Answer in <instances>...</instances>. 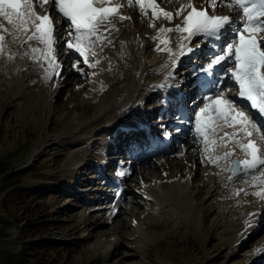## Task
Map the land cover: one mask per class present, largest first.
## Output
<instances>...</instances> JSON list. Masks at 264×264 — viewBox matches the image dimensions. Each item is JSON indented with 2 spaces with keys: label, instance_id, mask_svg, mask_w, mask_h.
I'll return each mask as SVG.
<instances>
[{
  "label": "rangeland",
  "instance_id": "obj_1",
  "mask_svg": "<svg viewBox=\"0 0 264 264\" xmlns=\"http://www.w3.org/2000/svg\"><path fill=\"white\" fill-rule=\"evenodd\" d=\"M160 6L176 11L181 5L160 0ZM42 10L37 7V11ZM122 11L131 19L119 21L117 34L122 31L133 34L136 41L145 43L141 60L150 71L148 79L156 85L160 74L151 66L159 58L154 53L152 38L162 25L175 27L178 18L171 23L159 19L149 27L150 21L138 7L129 8L125 4ZM219 11L231 12L226 7H220ZM54 22L59 29L57 55L64 62L59 82L46 75L43 61L35 69L29 66L31 58L26 45L30 42H19L15 48L18 41L10 38L8 50L18 54L8 60V65L0 63L4 67L0 66V159L8 161L12 174L37 165L35 171L21 177L19 182L13 180L8 184L10 188L24 184L30 192L25 210L17 213V220L11 216L14 213L11 205L7 207L0 202V254L19 255L22 245L44 243L46 250L29 252L33 256H26L31 264L37 263L35 260L41 255L48 259L47 264H251L257 250L264 248V227L248 235L242 241L248 244L241 250L236 239L247 229L250 217L260 216L264 200L255 193L239 195L243 190L239 182L234 186L239 191L227 197L226 184L223 185L220 175L204 168L190 132L179 133L182 128L178 124H183L180 120L175 119L167 128L152 122L156 131L147 138L156 141L158 146L154 150L161 148L159 142L166 132L173 131L177 139L170 150L150 152L153 145L144 144L146 139L136 136L120 142L119 147L112 146L114 141L107 133L112 119L109 107L126 81V69L116 75L110 72L107 52L102 51L101 55L99 48L94 49H98L95 57L89 55L88 63L63 58L60 55L65 50L63 44L71 34L67 26L56 19ZM121 39L117 38L113 49L118 50ZM97 60L100 63L96 64ZM31 69L36 75L31 76ZM180 69L175 72L179 78L174 82L186 78H182ZM94 77L101 79L102 90L91 94L89 85ZM174 88L172 83L168 91ZM153 93L156 91L150 94L137 91L133 100L141 99V112L148 120L158 121L161 117L166 120L167 115L161 114L164 99L160 96L153 99ZM114 148L119 151L113 156L116 163L126 162L123 171L129 170L126 180L120 181L125 194L115 219L114 215L109 216L107 202L100 199L111 198L114 188L110 184L118 183V177L114 178L112 173L114 166L103 169L105 154ZM133 156L138 160H131ZM141 156H149L150 160L142 161ZM71 158L75 160L69 165ZM129 161L132 163L128 164ZM71 169L74 171L70 172ZM174 179H186L180 209L161 208L153 200L142 198L148 189L168 194ZM6 191L0 195L1 200Z\"/></svg>",
  "mask_w": 264,
  "mask_h": 264
},
{
  "label": "snow or ice",
  "instance_id": "obj_2",
  "mask_svg": "<svg viewBox=\"0 0 264 264\" xmlns=\"http://www.w3.org/2000/svg\"><path fill=\"white\" fill-rule=\"evenodd\" d=\"M164 2L180 3L181 6L173 13L162 8L160 0H0V18L5 22L0 23V56L5 55L6 38L26 37L24 43L37 41L43 45L42 49H31V59L40 62L43 57L50 69L54 71L59 68L52 55L59 42V29L49 9H54L62 22L70 23L73 42H68L66 48L83 57L84 63H88L89 55H97L94 50L97 46H101L102 51L103 47L112 44L104 33L115 29L116 18L121 22L131 19L119 11L125 4L129 8L138 7L141 14L150 21L149 27L154 26V22L161 18L171 23L186 12L180 24L174 28L161 26L154 37L159 41L155 50L167 53L173 66L177 65L181 57L192 54L200 46L199 41L188 46L193 37L221 40L231 33V42H225L220 52L213 55L201 71L213 75L217 67H227L230 78L238 85L237 97L245 103L238 104L237 99L226 97L223 89L212 95H205L204 99L208 102L195 112L196 135L197 138L214 135L215 130L210 127L213 121L238 129L232 134L226 133L225 137L238 145L248 159L233 162V173L235 175L238 169H242L245 174L260 171L261 176H254L253 181L256 185L264 186V148L257 144H264V38H257V33H264V0H205L200 9L194 5L193 0ZM37 7L44 9L43 15L38 14ZM220 7L230 9L234 15L215 14ZM209 8L212 9V14L209 13ZM237 19L240 23L234 27ZM173 32L182 34L183 37L176 51L168 46L170 37L163 40L160 38L161 34L166 36ZM160 44L164 47L161 48ZM8 59L13 57L9 55ZM98 63L99 60L96 61ZM96 64L89 66L95 67ZM212 84L216 86L215 82ZM240 133L247 143L235 139ZM225 137H221L220 141L205 140V143L213 147H227ZM205 151H208L207 147ZM231 155L230 151L225 152L223 157H214L210 162L218 164L220 159L226 160ZM117 175L122 176L124 173L118 172ZM255 194L264 200V191ZM257 223L250 218L246 221V228H255ZM257 252H264V249H258Z\"/></svg>",
  "mask_w": 264,
  "mask_h": 264
},
{
  "label": "bare ground",
  "instance_id": "obj_3",
  "mask_svg": "<svg viewBox=\"0 0 264 264\" xmlns=\"http://www.w3.org/2000/svg\"><path fill=\"white\" fill-rule=\"evenodd\" d=\"M183 15H182V17H183ZM114 22H116L115 23V29H112L110 32H105L104 33L108 37V39L112 41V44L107 46V47H103L102 51H105V53L107 52L108 59H109V62H107L108 63L107 67H109L110 72H115L114 74L116 75V74H118L120 72V70H122V68L126 69V76H125V79H124L126 81L123 84L122 88L116 94V97L118 98V100H116L117 102L115 104H113V107H115V106L118 107L119 105H122V104H124L122 106L125 107L126 104L130 101V98L132 97V94H134V92L137 89H139L140 83H141V79L144 78L146 75H148V73H150V71L148 70L147 64H145V62H143V60H141L142 59L141 49L143 47H145V43L141 44L139 41L138 42L135 41L133 34L132 35L126 34V32H123V31L120 34H117V32H118L116 30V29H118L117 25L121 21L119 22V19L117 18V19H115ZM162 26L168 28V26H166V25H162ZM9 29H11V28L9 27ZM9 31H11V30H9ZM119 31H120V29H119ZM156 36H157V33H156V35L154 37H156ZM118 37L119 38L121 37L122 39H121V41H119L117 43V48H118V50H117L116 48L113 49L112 47L115 46L114 44L116 43V40H117ZM154 37L152 38V43L151 44H152V47H154L153 49H156L157 48V44L159 43V41L154 39ZM168 37H170V43H171V44L169 43L168 46L172 49V51H176L178 46H179V44H180V41L178 40L179 39L178 35L175 32H173V33H168L166 36H165V34H161L160 38L163 40V39H167ZM24 38H26V37H21V38H18V39H19V41L23 42ZM15 40H17V39H15ZM185 43H188V42L185 41ZM140 45H142V47H140ZM171 45L174 46V48L171 47ZM160 47L163 48L164 45L160 44ZM39 48L42 49L43 45H41ZM99 48H101V46H99ZM111 50L113 52H110ZM27 51H28V54L30 55L31 51L28 50V48H27ZM154 53L159 58V62L157 64H154L153 66H151V68L155 69L161 75H166L168 73V71H170V70H172L174 68L170 58L168 57L167 53H165V52H160V51L155 50ZM17 54H18V52L14 53L12 51L8 52V50H5V55L0 56V59H1V57H3L2 61L0 60V63L2 62L5 66L8 65L7 64L8 60H9L8 56L11 55L12 57H15ZM60 55L63 58L64 57L68 58V55H70V53L68 51H67V53H63L61 51ZM182 58L183 57H181L179 59V61L177 62L178 65L181 63ZM41 59H43V57L40 58V62H41ZM97 59H98V57H97ZM119 59L120 60L122 59V61L124 62L125 66L123 65V63ZM9 62H11V61H9ZM40 62H35L33 59H31L29 61V63H30L29 66L32 65L33 66V67L31 66L32 68L37 67L36 65L40 64ZM45 64L48 66V64L46 62H45ZM1 68H4V67L1 66ZM43 70H44V67H43V69L41 71L42 74H43ZM29 71H30V68H29ZM41 72H39V75L41 74ZM55 72H56V70L53 71L52 69L48 68L47 74H48V76L49 75L53 76V74ZM30 74H31V76H34V74H35L32 71V69H31ZM185 74H189V71H185ZM3 75H4V73H3ZM161 83H162V85L160 86V89H162L164 91H167L170 88V85H172V80L170 78H168L167 80H162ZM99 85H101V80L99 78H96V77L92 78L91 83L89 85L91 87V94L93 93L92 91L96 92V90L98 89ZM153 91H156V90L154 89L151 92H153ZM172 92H170V95L172 94ZM109 108H111V107H109ZM109 114H110V112H109ZM113 115L115 117V116H117V113H115V111H113ZM139 115H140V112H138V108H130V110L127 111V113L121 114L119 116L118 122L116 124H119L120 121H124V122H126L127 125H129L131 127H136L140 123H137L136 121L135 122H131V120L132 119L133 120H139L138 119ZM169 119H170V116L168 117V120ZM224 130H226V129H224ZM241 136L243 137L242 134H241ZM123 138H126V136H124ZM123 138L121 137V139H123ZM263 147H264V144H263ZM234 156H235V158H237L239 160H242V158L248 159V157L245 155V153L243 151H241L240 149L237 151V154H235ZM233 158L234 157L231 156L229 160H232ZM74 160H75V158L74 159H72V158L69 159L68 164L72 165V163L70 161H74ZM78 160L76 162H78ZM148 160H150V158H148ZM148 164H150V162ZM76 169L77 168L75 167V170ZM72 171H74V169L73 170L71 169L70 172H72ZM257 173H261V172L258 171ZM217 174L221 175L220 172H217ZM221 177L224 178L223 176H221ZM225 182H227V181L225 180ZM225 182H223V183H225ZM236 184H237L236 182H233V183L228 184V186L225 187L226 188L225 191L227 192V197L230 194H234V193H236V191H239V188L238 189L234 188V186ZM239 184H240V187L243 189L241 192H239V195H241L242 193L245 192L246 196H248V194H249L248 190H251L252 188H255L254 187L255 185H253L254 181H240ZM170 185H171V192H168V194H160L156 189L154 191L153 190H149V189H148V191L145 190V193H143V194H146L150 198H152L153 202L155 204H157L158 207H161V208L162 207H171V208L180 209L181 208V204H182L183 200L185 199V194L183 193L184 192V186L182 185V183L179 180L176 181V182L171 183ZM159 189H160V187H159ZM115 191H114V193H115ZM254 192L257 193L256 190H254ZM231 197H234V196L232 195ZM100 199H102V198H100ZM120 201H119L118 206H117V207H119V210H118L116 216L113 217L114 219L120 214ZM109 210H110V214H109V216H110L112 210L111 209H109ZM255 230H256V227L252 228V229H246L244 232H242L241 236L238 239H236L238 241L237 245L239 246L238 250H241L242 247L244 248L246 246V244H248V242L243 243L242 241H244L248 235L250 236V234L254 233ZM262 249H264V248H262ZM256 258H258V259H256ZM262 258H264V252H259L258 254H256L254 256V259H256V261L255 260L251 261V264H255V263L264 264V261L262 262V260H261ZM257 260H260L261 262L258 263Z\"/></svg>",
  "mask_w": 264,
  "mask_h": 264
},
{
  "label": "trees",
  "instance_id": "obj_4",
  "mask_svg": "<svg viewBox=\"0 0 264 264\" xmlns=\"http://www.w3.org/2000/svg\"><path fill=\"white\" fill-rule=\"evenodd\" d=\"M7 163V160L0 159V195L5 192V190H7L3 199L1 200L0 198V202H2V204L4 205H7V207L8 205H11L12 209H14L13 212L15 213H13L11 216L15 220H17V213H19L20 210H25L24 206L27 203L28 198L30 197V192L29 189L24 186V184H17L14 187L12 186L13 188H10L11 186H8V184L13 180H18L19 182L21 177L29 175L33 171H35L37 165H32L26 170L15 172L12 174V172L9 171L11 167H8ZM8 172L10 174H7ZM29 229L30 228H28V230ZM22 247L23 250H21V253L19 255L0 254V264H31L32 261H29L26 257L27 255H31L29 252H35L37 254L40 251L46 250L47 245L44 243H27L26 245H22ZM35 262L37 263L34 264H47L48 259L41 255V258L36 259Z\"/></svg>",
  "mask_w": 264,
  "mask_h": 264
}]
</instances>
